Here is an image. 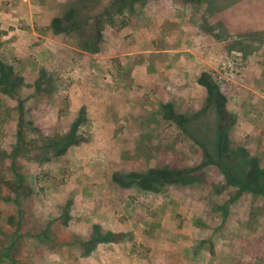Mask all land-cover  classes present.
I'll return each instance as SVG.
<instances>
[{
    "label": "rangeland",
    "instance_id": "374dc122",
    "mask_svg": "<svg viewBox=\"0 0 264 264\" xmlns=\"http://www.w3.org/2000/svg\"><path fill=\"white\" fill-rule=\"evenodd\" d=\"M69 1L0 0V59L20 99L0 92V264H264V195L239 192L200 145L213 151L222 111L193 119L200 142L163 111L167 102L200 111L208 72L237 116L233 147L264 167V0H147L104 26L96 54L74 49V35L50 45L51 20ZM21 33L42 46L39 83L24 81L30 59L6 43ZM76 61L77 84L64 74ZM77 119L81 141L41 161ZM164 167L192 168L196 180L152 191L113 179ZM95 226L126 238L85 255Z\"/></svg>",
    "mask_w": 264,
    "mask_h": 264
},
{
    "label": "trees",
    "instance_id": "16d2710c",
    "mask_svg": "<svg viewBox=\"0 0 264 264\" xmlns=\"http://www.w3.org/2000/svg\"><path fill=\"white\" fill-rule=\"evenodd\" d=\"M146 1L110 0L108 4H102L101 0H70L65 6L62 15L56 16L51 20L49 28L55 34L74 35L79 49L96 54L100 52L104 26L106 24H114L116 16L125 13L129 15L135 14L136 5H144ZM101 7L102 9H100ZM18 80L19 78L15 74L13 66L0 59V92L19 101L20 99L16 92L19 87ZM198 82L207 89L203 108L192 114L176 113L174 112L173 103L167 102L163 104L165 118L173 119L183 131L200 142L193 136L195 133H192L191 124L193 119L198 118L211 107L222 111L223 114L218 119L216 134L212 138L213 151L200 142L203 147L204 157L209 163L219 165L225 173L228 182L236 186L239 192L249 191L264 195V167L260 165L259 159L251 156L244 147H233L231 130L237 122V116L229 111L227 97L222 93L219 84L213 80V77L208 72H202ZM37 83H39L38 80ZM79 124L80 120L77 119L73 122L72 128L68 132L44 144L42 150H46V153L41 161H49L55 155H62L71 146L78 144L81 141L76 134ZM239 157L242 164H245L244 168L240 164L231 162L232 158ZM193 171L192 168H150L142 172L133 171L125 174L115 172L113 179L121 187L138 186L146 190L159 191L163 188L164 183H194L196 179L193 177ZM4 182L12 187L8 181ZM17 182L21 183L20 174ZM125 238V233H117L110 230L102 233V230L95 226L88 242L89 244L91 243V247L85 255L90 254L97 243L119 242Z\"/></svg>",
    "mask_w": 264,
    "mask_h": 264
},
{
    "label": "crops",
    "instance_id": "0c3cea01",
    "mask_svg": "<svg viewBox=\"0 0 264 264\" xmlns=\"http://www.w3.org/2000/svg\"><path fill=\"white\" fill-rule=\"evenodd\" d=\"M7 15H9V16H7ZM7 15H6L7 17L5 15H3V19L9 20L10 17H12V18L14 17L11 14H7ZM38 20L41 21V18L39 17ZM45 23L48 24L47 22H45ZM5 25L6 24L3 22L2 27L5 28ZM29 34L31 36L33 34H38V33L36 31H34L32 33H29ZM29 34L21 33L19 38L12 39L11 41H7V42L5 41L6 43H8L12 47L13 53L15 55H17L18 57L23 55V58H24V55H27V57L30 59L29 64L24 66L23 75H24V81L25 82H32L33 80H37L38 73H40V71L37 69V66L40 64V62H38V58H36L35 55L41 51L42 46L40 45V46L32 47L31 45H28L27 40L30 39L28 36ZM50 34L52 36H50L49 38L47 37L48 39H50L49 40V42H51L50 45H56V46L60 45L61 41L58 40L60 34H55L53 32H51ZM74 49L79 50L81 52H84L77 47H74ZM49 68H51V67H49ZM81 71L83 72V67L81 66V64L79 62L76 61V64L73 67L70 66L67 69V71H65L64 74L66 75V77H69V78H72V77H70V75L73 76L75 78V83L77 84V82L79 81L77 77L81 74ZM86 71H88V70L86 69ZM98 72H100V70H98ZM91 77L94 78L95 76L91 74ZM74 86H76V85H71L69 88L71 98H73V95H75V93L72 92V88ZM263 101H264V95H263Z\"/></svg>",
    "mask_w": 264,
    "mask_h": 264
}]
</instances>
